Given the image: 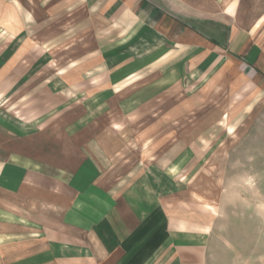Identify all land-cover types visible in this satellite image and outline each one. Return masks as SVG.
Wrapping results in <instances>:
<instances>
[{"label": "crops", "instance_id": "0c3cea01", "mask_svg": "<svg viewBox=\"0 0 264 264\" xmlns=\"http://www.w3.org/2000/svg\"><path fill=\"white\" fill-rule=\"evenodd\" d=\"M157 19L141 0H0L4 264L206 262L216 214L189 195L183 143L135 161L140 129L122 123L177 88L166 55L159 66L136 58L153 50L137 45ZM238 32L225 44L245 40L242 53Z\"/></svg>", "mask_w": 264, "mask_h": 264}, {"label": "rangeland", "instance_id": "374dc122", "mask_svg": "<svg viewBox=\"0 0 264 264\" xmlns=\"http://www.w3.org/2000/svg\"><path fill=\"white\" fill-rule=\"evenodd\" d=\"M141 1L154 6L158 19L137 45L153 50L135 57L159 66L166 55L175 64L167 80L177 88L157 97L149 114L123 119L141 132L132 156L171 157L182 142L189 195L216 214L204 264H264V0ZM232 31L247 33L244 52L245 40L225 44ZM164 139L176 149L162 151ZM155 140V150H142Z\"/></svg>", "mask_w": 264, "mask_h": 264}]
</instances>
